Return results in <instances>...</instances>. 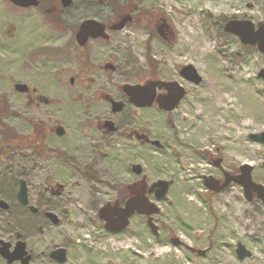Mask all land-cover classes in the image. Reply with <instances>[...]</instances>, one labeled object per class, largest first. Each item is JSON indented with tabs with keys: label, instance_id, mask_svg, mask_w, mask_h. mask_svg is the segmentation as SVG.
<instances>
[{
	"label": "flooded vegetation",
	"instance_id": "obj_1",
	"mask_svg": "<svg viewBox=\"0 0 264 264\" xmlns=\"http://www.w3.org/2000/svg\"><path fill=\"white\" fill-rule=\"evenodd\" d=\"M7 1L21 12L31 9L48 35L38 47L27 44L28 49V37L23 36L24 78L11 82L8 96L0 94L5 102L0 104V264H67L74 239L54 244L51 232L62 220L79 217L71 205L88 204L82 209L88 216L92 214L107 233L119 234L125 229H106L101 208L124 209L134 198V184L152 200L156 196L148 192L151 184L171 181L148 182L144 166L129 158L147 147L166 148L153 127L164 117L163 125L174 129V113L189 87L202 83V76L187 62L162 72L163 62L154 59L156 44L170 48L177 39V24L183 26L181 7L175 4L69 0L63 5L62 0H36L37 5L23 7ZM209 15L214 45L223 50L224 59L237 74L253 70L264 90V0H226L213 4ZM88 21L93 26L79 36ZM6 26L3 34L15 37L17 25ZM186 66L192 67L199 82L189 78ZM18 84L24 87L18 90ZM173 84L182 87L184 96L168 110L169 103L162 101L175 95L177 87L169 86ZM132 88L135 97L128 94ZM206 160L213 164L220 184L226 173L239 175V166L245 164L252 167V180L259 182L253 178L251 162L225 172L223 159L209 155ZM263 160L264 155L260 163L264 169ZM56 173L61 183L47 178ZM37 177L44 180L38 183ZM250 197L247 200L243 192L246 202L264 210L258 194ZM136 215L140 214L128 218L129 224ZM140 216L147 225V217ZM47 242L51 246L44 249Z\"/></svg>",
	"mask_w": 264,
	"mask_h": 264
},
{
	"label": "rangeland",
	"instance_id": "obj_2",
	"mask_svg": "<svg viewBox=\"0 0 264 264\" xmlns=\"http://www.w3.org/2000/svg\"><path fill=\"white\" fill-rule=\"evenodd\" d=\"M146 1L175 4L184 17L183 26L177 24V39L170 48L161 49L156 44L154 59L163 62L161 71L172 72L176 65L187 62L202 76V83L189 87L184 103L174 113V129L163 125L164 117L154 125L166 148L147 147L142 153L132 152L129 158L131 163L144 166L148 182L157 178L172 181L165 198H152L160 208L153 216L158 233L149 229L144 217L136 215L125 231L109 234L92 214L82 210L88 208L83 204L79 205L82 208L71 205V212L78 209L79 217L62 220L51 232V241L65 244L70 237L74 239L67 264H264V210L246 202L237 184L211 196L202 182L203 175L216 176L213 164L206 160L210 155L223 159L225 172L251 162L253 178L264 183L260 167L264 144L247 136L264 131V90L253 70L237 74L232 69L223 50L214 45L211 33L212 5L225 4L226 0ZM36 16L31 9L21 12L7 0H0V94L8 96L11 82L24 78L23 36L28 37V49L27 44L38 47L37 42L48 35ZM8 23L17 25L13 38L3 34ZM57 173L47 178L61 183ZM41 180L44 177H37L38 183ZM170 237L190 248L207 249L206 253L200 256L185 246H176ZM237 242L252 251L251 258H237ZM50 244H44V249Z\"/></svg>",
	"mask_w": 264,
	"mask_h": 264
},
{
	"label": "water",
	"instance_id": "obj_3",
	"mask_svg": "<svg viewBox=\"0 0 264 264\" xmlns=\"http://www.w3.org/2000/svg\"><path fill=\"white\" fill-rule=\"evenodd\" d=\"M13 4L19 5V6H32V5H37L36 0H9ZM63 5H67L69 3V0H62ZM93 23L90 21L84 23L80 27V34L79 36L83 35L82 31L84 28H89L92 27ZM185 69L191 71L190 77L193 79L194 82H199L200 77L197 76L196 72L192 69L191 66H186ZM184 69V70H185ZM169 86H176L177 90L175 92V95H172L162 103H169L166 108L168 110H172L176 108L177 102L184 96L183 94V89L180 87L178 84H173ZM24 85L18 84L16 88L18 90L22 89ZM135 90L136 89H130L128 90L129 96L135 97ZM248 138L252 141H258L261 143H264V131L261 132H255V133H250L247 135ZM263 166H264V160H263ZM252 167L248 164L241 165L239 166L240 174L239 175H234L232 176L230 173H226L223 178V183L220 184L219 180L216 179L214 176H204L203 177V182L206 186V188L210 192H221L223 191L226 187H228L231 183H237L242 187V191L244 192V195L247 200H249L251 197V193L255 192L258 194V197L264 202V185L261 183H256L254 180L251 178V172H252ZM136 169V171H139V165H134L133 170ZM171 181L169 180L164 181V180H156V182H153L151 186L148 189V192L153 193L154 196H156V200H160L165 198L168 193V189L170 187ZM134 191V198L128 200L124 206V209L117 208L116 205H113L112 207L110 205L103 206L100 211V217L101 219L105 220V227L106 229L110 231H121L125 229V227L128 226L129 224V217L132 216L135 212L144 215L147 217V225L149 229L152 230L154 234L158 233L157 226L155 225L153 221V215L158 214L160 211V208L156 206L155 203L150 201V199L147 196H144V193L139 189L138 184H134L133 187ZM118 212V215L116 217L113 216L114 213ZM171 242L176 245L180 246L181 241L177 239L176 237H172ZM236 254L237 257L240 259H243L247 256H249L250 252L241 242H237L236 244ZM189 250L192 252H195L197 255L204 256L206 253L207 249L201 250V249H196V248H190L188 247ZM62 253V249H60ZM58 251V252H59Z\"/></svg>",
	"mask_w": 264,
	"mask_h": 264
},
{
	"label": "trees",
	"instance_id": "obj_4",
	"mask_svg": "<svg viewBox=\"0 0 264 264\" xmlns=\"http://www.w3.org/2000/svg\"><path fill=\"white\" fill-rule=\"evenodd\" d=\"M0 104H1V105H4V104H5V102H4V98H3L2 96H0Z\"/></svg>",
	"mask_w": 264,
	"mask_h": 264
}]
</instances>
